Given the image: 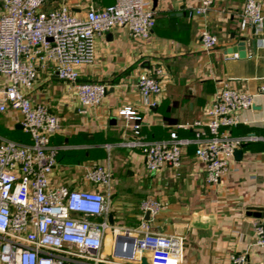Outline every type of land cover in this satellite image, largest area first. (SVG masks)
I'll return each mask as SVG.
<instances>
[{
    "label": "crops",
    "instance_id": "obj_1",
    "mask_svg": "<svg viewBox=\"0 0 264 264\" xmlns=\"http://www.w3.org/2000/svg\"><path fill=\"white\" fill-rule=\"evenodd\" d=\"M114 1L47 0L44 7L66 5L72 14L84 17L89 5L101 8ZM201 1L149 0L155 23L144 40L133 38L125 26L96 35L94 60L78 71L80 80L106 85L98 105L83 111L72 84L49 72L38 73L30 92L33 102L45 103L60 121L50 138L59 146L57 165L49 176L52 183L105 191L104 186L86 182L85 172L97 164L111 172L109 215L116 231L106 235L99 264H140L142 257L149 263L147 252L131 258L115 254L117 236L124 238L122 245L128 244L136 234L124 231H133L142 220L149 221L151 231L183 236L182 264H231V253L245 251L247 264H264V249L250 245L254 226L264 223V94H259L264 84V28L256 31L240 25L244 0H210L205 14L192 15ZM203 30L218 39L208 51L200 43ZM239 41L244 42L243 57L227 51ZM156 67L163 71L161 93L145 99L136 82ZM226 80L255 94L253 104L239 112L240 121L227 131L261 139L243 144L217 183L206 182L204 164L192 144L183 148L179 167L155 172L146 170L140 147L122 144L136 137L118 114L120 108L130 106L141 117L143 140L167 138L172 131L180 138H192V122L204 120ZM152 101L157 104L150 105ZM21 121L15 110L0 114V135L30 142L29 134L17 128ZM146 198L161 203L148 218L141 208Z\"/></svg>",
    "mask_w": 264,
    "mask_h": 264
},
{
    "label": "built area",
    "instance_id": "obj_2",
    "mask_svg": "<svg viewBox=\"0 0 264 264\" xmlns=\"http://www.w3.org/2000/svg\"><path fill=\"white\" fill-rule=\"evenodd\" d=\"M46 1L0 0V114L18 111L30 136L25 143L0 135V264H99L106 235L116 231L108 221L111 172L101 164L85 172L86 182L104 186L105 191L52 183L49 176L57 165L59 146L50 138L59 130L60 121L45 103L33 102L30 92L38 73L49 72L72 84L83 111L98 105L106 85L82 81L78 71L94 60L96 35L125 26L133 38L147 39L155 23L154 11L147 7L149 0H115L101 8L89 5L85 16L78 17L66 5L47 9ZM210 3L202 0L192 15L205 14ZM240 25L256 31L264 28L261 0H244ZM217 42L214 34L201 31L200 43L206 51ZM162 76V69L156 67L139 77L136 86L141 96H159ZM259 94H264V84ZM254 96L237 89L233 80L224 81L204 120L192 122V138H180L172 131L167 138L143 140L141 117L124 106L118 114L136 138L122 144L141 148L149 172L179 167L183 148L192 144L204 164L206 182L217 183L226 174L234 151L261 139L252 133L227 131L240 121L239 112L253 104ZM141 208L155 215L161 203L146 198ZM124 232L136 234L132 236L133 255L147 252L149 264L183 263V236L151 231L148 220ZM250 245L264 249V223L254 226ZM229 259L231 264H247V251L231 253Z\"/></svg>",
    "mask_w": 264,
    "mask_h": 264
},
{
    "label": "water",
    "instance_id": "obj_3",
    "mask_svg": "<svg viewBox=\"0 0 264 264\" xmlns=\"http://www.w3.org/2000/svg\"><path fill=\"white\" fill-rule=\"evenodd\" d=\"M153 2H154V4H155V0H153ZM229 53H232V52H237L238 53V55L240 56V57H243L244 55H245V51H244V42L243 41H239L236 45H234V46H232V47H230V48H228V50H227ZM17 128H23L22 127V125L21 124H19L18 126H17ZM239 152V149H236L235 151H234V155L236 154V153H238ZM112 216L111 215H109V222L111 223L112 222V218H111ZM149 217V212L148 211H146V214H145V218H148ZM124 238L122 237V236H117V238H116V248H115V254H117V255H120V256H123V257H127V258H131L132 257V255H133V244H132V238L131 239H129V238H126V239H129L131 242H129L127 245H126V249H125V251H122L121 250V246H122V244H121V240H123ZM140 264H149L148 263V261L146 260V258L145 257H142L141 258V260H140Z\"/></svg>",
    "mask_w": 264,
    "mask_h": 264
}]
</instances>
